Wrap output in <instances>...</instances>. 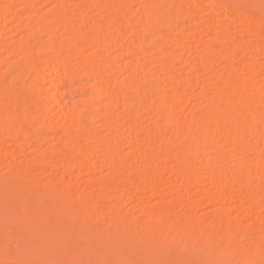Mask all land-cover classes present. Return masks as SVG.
<instances>
[{"label": "rangeland", "instance_id": "obj_1", "mask_svg": "<svg viewBox=\"0 0 264 264\" xmlns=\"http://www.w3.org/2000/svg\"><path fill=\"white\" fill-rule=\"evenodd\" d=\"M242 2H258L251 7L249 23L261 27L260 36L244 33L242 14L231 13L222 3L212 7L199 0H40L34 4L13 0L10 6L8 0H0V88L4 92L0 126L5 124L2 116L10 113L13 133L30 129L24 131V141L0 133V225H7L0 238L11 237L19 224L12 252H34L38 226L54 224L22 217L41 195L43 203L69 206L68 212L53 216V222L60 224L55 227L68 220L69 212L78 219L71 227L63 226L66 231L57 228L43 239L52 250L42 249L37 262L44 257L46 264H130L128 259L132 264H208V260L264 264V125L258 124L264 120V105H244L259 98L264 87V55L257 46L264 42V14L258 19V9L253 8L264 13V0ZM52 12L60 23L70 21L68 36L62 26L56 30L57 37L49 35L47 19ZM134 13L141 17L140 23L131 18ZM163 13L167 14V20L161 16L163 21L178 26L164 22L157 28L155 24L150 34L155 37L149 42L151 31L145 35V25ZM101 19L102 27L97 28L95 23ZM39 20L45 23L41 30ZM116 31L119 36L105 44L103 38ZM87 35L94 36L97 44L81 46ZM221 35L228 39L224 44L219 43ZM51 43L66 54L67 66L77 71V78L62 89L65 94L61 89L57 93V106L44 108L43 101L50 104L53 83L43 77L40 88L33 89L35 70H27L23 62L30 57L32 64L48 61L54 50L45 45ZM209 46L211 54L205 51ZM163 55L166 69L153 61ZM207 55L212 70L206 67ZM91 57L94 72L83 76L81 64ZM224 77L229 80V94L224 92ZM93 84L111 96L103 105L104 125L92 123V117L104 111L90 106ZM223 93L228 101L220 99ZM74 108L84 110L81 125L70 114ZM135 108L140 114L133 118L130 113ZM60 109L67 113L65 121ZM214 109L217 115L212 117L209 113ZM168 118L171 125L166 124ZM51 123L58 125L55 133ZM90 131L98 135L97 143L87 141ZM237 140L248 146L239 160L234 158ZM54 147L58 149L50 154ZM222 156L226 158L220 160ZM125 158V168L116 165ZM252 160L259 167L252 172L251 188L236 183L232 169L222 175L225 166L248 165ZM109 181L115 182L112 194L106 186ZM18 183L24 196L14 197ZM220 191L227 193L224 201L216 199ZM254 195L261 202L253 200ZM158 240L164 246L147 249L143 255L132 246ZM78 241L81 245L73 257L72 252L70 256L61 252ZM2 259L0 264H18Z\"/></svg>", "mask_w": 264, "mask_h": 264}, {"label": "bare ground", "instance_id": "obj_2", "mask_svg": "<svg viewBox=\"0 0 264 264\" xmlns=\"http://www.w3.org/2000/svg\"><path fill=\"white\" fill-rule=\"evenodd\" d=\"M31 1V4H34V2H40V0H30ZM58 1H61V0H58ZM199 1H205V4L206 5H210V6H212V7H217L218 5L217 4H220V3H222L224 6V8L226 9V10H228V11H230L231 13H233V14H236V13H241L242 14V20L244 21L245 20V23H244V25H243V29H244V33H247V35L249 34H252V35H255V36H260L261 35V27H259L258 25H256V24H250L249 23V21H250V18H252V17H250V10L252 9L251 7L252 6H256V5H254L255 3H258V2H252V3H250L251 5H247V4H245V2H242V0H199ZM8 2H9V5L11 6L12 5V3H13V0H8ZM33 6V5H32ZM35 6V5H34ZM164 7V6H163ZM254 9H258L257 11H258V13H259V15L260 16H258V19H260V17H261V15H263L264 13H263V11L260 9V8H255V7H253ZM33 9H35V7H32V10ZM80 10H82L83 11V9L82 8H79ZM163 10V12L164 13H167V11H165L164 10V8H162ZM165 9L166 10H168L167 9V7H165ZM82 11H80L81 13H82ZM163 13V14H164ZM135 14V13H134ZM161 14V15H159V16H157V18L155 17V18H153L152 19V24H147L146 23V27H145V35L147 34V33H149L150 31L152 32H150L149 33V36H150V41L149 42H151L152 40H153V38L155 37V36H152L153 35V31L152 30H154L153 28H156L155 26L157 25V28H158V25L159 26H162L163 24H164V22H167V23H169L170 24V22L169 21H163L162 19V17H164V20H167V19H165V16L167 17V14ZM257 13H255V15H256ZM252 15H253V13H252ZM162 16V17H161ZM232 17H235V16H232ZM134 21H135V23L136 22H139L140 23V21H141V17L137 14H135V16H132L131 17ZM262 18V17H261ZM264 18V17H263ZM169 20V19H168ZM104 21V20H103ZM106 21V20H105ZM112 21V20H111ZM163 21V23L161 24V22ZM171 21V20H170ZM47 22H49V26H48V28L46 27V30L49 32V35L51 36V37H57L56 35H58L56 32V30H57V28L60 26V28H61V26H62V32H63V34L64 35H66V36H68V34H69V32H68V24H69V22L67 23V22H64V23H60L61 22V19H59V17H58V15H57V13L56 12H52V14L49 16V18L47 19ZM101 22H102V19H101V21H100V24H98V23H95V24H97L96 25V27L98 28V27H102V26H100L101 25ZM247 22V23H246ZM112 23V22H111ZM145 23V22H144ZM143 23V24H144ZM173 23V22H172ZM171 23V24H172ZM103 24V23H102ZM156 24V25H155ZM171 24H170V26H171ZM168 25V24H167ZM173 26L174 25H176V23H174V24H172ZM37 26H38V28H40V30L41 29H43V28H45V23L41 20H39L38 21V23H37ZM95 26V25H94ZM164 26V25H163ZM169 26V25H168ZM176 26H178V25H176ZM95 27V28H96ZM37 28V29H38ZM171 28V27H170ZM59 29V28H58ZM119 34H120V31H116L115 32V34H107L104 38H103V41H104V43L105 44H108V43H110L115 37H117V36H119ZM150 34H152V35H150ZM152 36V37H151ZM226 38L227 37H225L224 35H221V36H219V43H223L224 44V42L226 41L227 42V40H226ZM82 40H84L83 42H81V46H83V45H86V44H89V45H95V44H97V41H96V39L94 38V36H92V35H87L85 38H83ZM147 40V39H146ZM262 43V42H261ZM261 43H258V45H257V43H256V45L258 46V50H259V52H261V53H263V55H264V42L261 44ZM243 45V44H242ZM240 46L239 45V47H241V48H243V46ZM255 44H254V48L255 49H257V46H256ZM21 47H22V45H21ZM27 48H28V46H26ZM45 48L46 49H48V50H54L53 52H54V54L52 53V57L48 60V61H45L43 64H39V65H37L36 63L35 64H32V62H31V57L29 58V56L27 55V52L28 51H25L24 50V54L26 55L25 56V59H27V58H29V60L27 59L25 62H23V67L24 68H27V70H29L30 71V69H32V70H35L34 72H35V81H34V83H33V89H38V88H40V83H41V78H45L48 82L50 81V82H52L53 84V94H52V97L50 98V100H49V103L50 104H48V102L45 100V101H43V107L44 108H47V107H52V106H57V102L60 100V99H58L57 97L60 95H58L57 93L60 91V89L62 90L65 86H67V85H72V84H75L74 82H75V80H76V78H77V71L75 70V69H72V68H70V67H68L67 66V56H66V54H64V53H61L60 51H58L57 49H56V46H55V44H49V45H45ZM241 48H239V49H241ZM230 50V49H229ZM257 50V51H258ZM137 51H138V53H142L143 52V49H142V47H139V49H137ZM205 51H207V53L209 52L210 54H211V47L209 46V47H207V50L205 49ZM232 51V50H231ZM233 52V53H232ZM232 52H230L229 51V53L230 54H234V51H232ZM137 53V52H136ZM206 53V54H207ZM208 53V54H209ZM229 53H228V55H229ZM29 54V53H28ZM165 54V53H164ZM29 55H31V54H29ZM166 55H167V53H166ZM165 55V56H166ZM230 56H232V55H230ZM208 55L206 56V60H205V64H206V67H208V69H210V70H212V65H213V61H212V63H211V58L210 57H208ZM211 57H212V55H211ZM92 60H93V57H91L90 59H88V60H86V61H83V63L81 64V65H83L84 66V71H83V76L85 75V76H89L90 74H92L94 71L92 70L93 68V66H91V68H90V64L92 63ZM213 60V59H212ZM154 63H155V65H156V67H160L161 69H166L165 67L167 66V57H165L164 58V55L163 56H156L155 58H154ZM93 65V64H92ZM83 66H82V68H83ZM22 68V67H21ZM30 68V69H29ZM23 70V69H22ZM24 70H26V69H24ZM26 70V71H27ZM92 72H91V71ZM28 71V72H29ZM91 72V73H90ZM19 74V76H21L20 74L21 73H23V72H18ZM25 74H27V73H25ZM24 75V74H23ZM17 77V76H16ZM1 78V77H0ZM13 79V78H12ZM222 80H223V83L225 84L224 85V87H225V91L224 92H226L227 94H229V91H228V83H229V80L227 79V77H224V78H222ZM120 85H123V83H121ZM157 85V78H154V86H156ZM23 86H24V84H23ZM126 86V85H125ZM128 86V85H127ZM264 88V87H263ZM262 88V90L260 91V96H259V98L258 97H256L257 99H255L254 101H246L245 102V106L246 107H248V106H251V105H254V104H260V105H264L263 104V99H264V89ZM90 89H91V92H93V95H94V98H93V102L91 103V107H93V108H95V109H97L98 108V110L99 109H102V108H104L103 107V105H104V103H106L107 102V100L109 99V98H111V96H110V94L109 93H106L104 90H103V88L99 85V84H93L92 86L90 85ZM0 91L2 92V95H1V92H0V96H3L4 94V92L2 91V89L0 88ZM62 92H63V94H65L66 93V91L65 90H62ZM28 94V93H27ZM24 95V96H28V95ZM29 97V96H28ZM92 99V98H91ZM221 100H226V101H228V98L226 99V95H225V93H223L222 95H221V98H220ZM135 102H137L138 103V100H135ZM78 103V102H77ZM131 103H132V101H131ZM107 104V103H106ZM136 104V103H135ZM42 107V108H43ZM43 108V109H44ZM83 108H84V106H83ZM87 108V107H86ZM92 108V109H93ZM75 109V110H74ZM74 109H72L71 111H70V114H72V118L77 122V124H82L80 121H79V118H80V116H81V111H83L84 112V110H77L76 108H74ZM90 109V108H89ZM77 110V111H76ZM104 110V111H103ZM103 110H101V111H103V112H101V114L100 113H98L96 116L98 117V118H96V117H92V116H95V115H92L91 117L93 118V121H92V123H98L99 122V124L101 123V124H103L104 125V123H105V121L107 120L106 119V116H105V114H104V112L106 111L105 110V108L103 109ZM100 111V110H99ZM90 112V111H89ZM88 112V113H89ZM132 113H130L131 114V116L133 117V118H136V117H138L139 116V114H140V111L139 110H136V108L133 110V111H131ZM38 113V112H37ZM106 113V112H105ZM92 114V113H91ZM212 117H215L216 115H217V113H216V111H215V109L214 110H212L210 113H209ZM59 115H60V117H62L63 116V118H64V121L66 120V115H67V113H65L64 112V110L63 109H60L59 110ZM90 115V114H89ZM86 116H87V114H86ZM3 120L5 121V124L3 125V126H0V133L1 134H4V135H7V136H9V137H14L13 139H15V140H20V141H24V137H23V134H25V132H27V131H29L30 132V129H27V131H25V130H22V133L20 132V134H18L17 132L16 133H13L12 132V125H13V116L12 115H10V113L8 114V113H6V114H4L3 116ZM90 117V118H91ZM90 120H92V119H90ZM95 120H96V122H95ZM75 122V123H76ZM79 122V123H78ZM171 120L168 118L167 119V122H166V124L168 125H171ZM64 123V122H63ZM90 123H91V121H90ZM52 125H51V127L53 128L51 131L53 132V133H55V131H56V128H57V124H53V123H51ZM86 125L88 124L87 123V121H86V123H85ZM258 124H260V125H264V120L263 119H259L258 120ZM194 125H195V123H194ZM77 126H79V125H77ZM85 126V125H84ZM89 127H91V126H89ZM86 128V127H85ZM137 128V127H136ZM165 128H167V127H165ZM26 129V128H25ZM54 130V131H53ZM88 129H86V131H87ZM25 131V132H24ZM192 132V129L190 130V133ZM52 133V134H53ZM88 133V132H87ZM92 133H94V132H92ZM91 133V131H90V133H88V135H86V132H85V135L87 136L86 137V139H87V141H91V142H95V143H97L98 141H99V138H98V135H96V133L95 134H92ZM56 134H57V132H56ZM53 137H56V135L55 134H53L52 135ZM85 138V137H84ZM192 138V137H191ZM191 138H189V139H191ZM58 139V138H57ZM17 140V141H18ZM40 140H43V139H41L40 138ZM246 147L248 148V146H247V143L246 142H244V141H242V140H237L236 142H235V148L237 149V151H238V153H237V155L236 156H234V158L236 157V159L237 160H239V156L240 155H242L243 153H244V151H246L245 149H246ZM55 148V149H54ZM53 149H52V151L53 152H51L50 154H52V153H55L56 152V150L58 149V147L56 148V147H54ZM61 148V147H60ZM62 150V149H61ZM51 151V150H50ZM59 152V151H58ZM82 153H84V151H82ZM57 154V153H56ZM46 156H48L47 157V159L49 158V156L52 158L53 156H51V155H46ZM55 157V156H54ZM43 158V157H42ZM51 158H49L50 160H51ZM224 158H226V157H224V156H222V157H220V160H222V159H224ZM43 159H45V158H43ZM43 159H40L41 161L43 160ZM53 160H51V163H53L52 162ZM127 161H128V159H126L125 158V160L123 159L122 161H120L118 164H116L117 166H121V167H123V168H125V166L127 165ZM259 162H257V161H255V160H252L251 161V163H249L248 165H238V166H236V167H224V169H223V171H222V175L225 177L228 173H230V171H231V169L233 170V171H235V176H234V179H235V182L236 183H243V184H245V185H247L248 187H252V172L253 171H255L258 167H259ZM64 168L66 167L67 168V166H63ZM149 168H151V167H149ZM152 169V168H151ZM152 171V170H151ZM148 172V171H147ZM150 172V171H149ZM182 177H184L183 176V174H182ZM138 186H139V184H137ZM136 185V186H137ZM106 186L108 187L107 189H108V192L110 193V194H112V192L114 191V189H115V182L114 181H109V182H107L106 183ZM137 186V187H138ZM140 186H142V185H140ZM140 186L138 187V188H140ZM22 188H24L23 187V185L21 184V183H18L17 185H16V188H15V190H14V192H13V194H12V196H14V197H18V196H24V195H22ZM137 188V189H138ZM255 190H256V188H252V191H254L255 192ZM12 191V190H11ZM107 192V193H108ZM25 193V192H24ZM109 193H108V195H109ZM26 195L28 194V193H25ZM30 196L31 195H29V198H30ZM32 196H33V194H32ZM31 196V197H32ZM37 197H38V195H36ZM40 197H41V195L38 197V198H35L33 201H31L32 202V206H31V208L26 212V213H22V212H24V210H21V213H22V217H28V218H31V217H34V218H36V219H41V220H47L48 222H51V223H54V224H50V223H41V225H39L38 226V229H37V231H38V234H39V240L37 241V244H35V249H34V252L33 251H27V252H25L24 250H23V252H16L15 253V250L12 252V248H11V243H12V238L15 236V235H17L16 234V230H18V226H19V224H16V225H18L17 226V228H13L12 229V227H11V229L13 230V232L12 233H10V234H12V236L11 237H1L0 238V258L2 259H6V260H14V261H16V262H18V264H46V260H45V258L43 257V258H40L41 260H40V262H37L36 261V257H39V255H40V252H41V250L42 249H44V248H49V252H51V248L50 247H46V246H50V243L49 242H44L43 241V239H45V237H47V235H52V234H54V232H56V229L60 226V224L58 223V222H53V216H56V214H58V213H63L64 214V212L66 213V212H68V208H69V206L67 205V204H65V205H63V206H58V205H56L55 203H52V202H48V203H43L42 202V200H40ZM227 198V193L225 192V191H220L219 193H217V196H216V199L217 200H219V201H224L225 199ZM252 198H253V200H255L257 203L258 202H261L260 200V198H258V197H256L255 195L254 196H252ZM21 199H23V198H21ZM50 200L52 199V198H49ZM48 199V200H49ZM55 200V199H54ZM30 201V200H29ZM14 202V201H13ZM4 203V202H3ZM26 204H27V202H26ZM5 205V204H4ZM31 205V204H30ZM29 205V206H30ZM58 206V207H57ZM6 207V206H5ZM12 211V210H11ZM3 212V211H2ZM10 213V212H9ZM11 214V213H10ZM68 220H66V222L65 221H63V223L62 224H64V225H62L61 224V227L60 228H58V229H64L65 231H66V229L65 228H63V226L65 227V226H67V228L68 227H71V224L73 223V222H76L77 221V216H76V214L74 213V212H69L68 214ZM21 216V215H20ZM5 218V217H4ZM17 219V218H16ZM20 219H22L23 220V218H20ZM51 219V221H49ZM18 220V219H17ZM16 220V221H17ZM24 221V220H23ZM15 222V221H14ZM20 221H18V223H19ZM65 222V223H64ZM21 223H23V222H21ZM21 223H20V225H21ZM55 224H57V226L58 227H55L56 225ZM16 225H15V227H16ZM5 226L7 227V225H0V232H4V230H6L5 229ZM234 226H236V225H234ZM235 229H236V231L237 232H240V230L239 229H237L236 227H235ZM10 230V229H9ZM68 230V229H67ZM19 231V230H18ZM31 231V230H30ZM58 231V230H57ZM2 234V233H1ZM18 236V235H17ZM16 237V236H15ZM16 239V238H15ZM28 241H25V244L26 245H28V243H27ZM79 242L80 241H78V242H72V243H70L69 245H65L63 248H62V251L61 252H63V254H64V252L68 255V256H70L71 255V257H73L74 256V251L75 252H77V250L79 249V247H80V245H81V243L79 244ZM217 243H220V241H217ZM164 242H162V241H155L154 243H143V242H137V243H133L132 244V246H133V248L135 249V247L137 248V249H139V252L143 255V253H146V252H148L147 251V249H156V248H160V247H163L164 246ZM30 245V244H29ZM176 245H180V243H176ZM218 245H220V244H218ZM14 246V245H13ZM25 246V245H24ZM174 247V246H173ZM169 249V248H168ZM72 250V251H71ZM21 251V250H20ZM72 252V253H71ZM71 253V254H70ZM54 253H46V256H52ZM65 254V255H66ZM70 254V255H69ZM72 254H73V256H72ZM203 254H205V253H203ZM56 255H54L53 256V259H54V257H55ZM173 257V256H172ZM165 258H167V257H164V261H168V259H165ZM206 258V257H205ZM0 259V260H1ZM2 259V260H3ZM175 260H178V259H175ZM191 260V259H190ZM206 260V259H205ZM131 261H133L132 259H128V262L130 263V264H132V262ZM163 261V262H164ZM172 262V261H171ZM213 262L214 263H216L215 262V260H213ZM167 263V262H166ZM200 263V262H199ZM198 263V264H199ZM204 263H206V262H204ZM208 264H211V262L208 260V262H207ZM174 264V263H173Z\"/></svg>", "mask_w": 264, "mask_h": 264}]
</instances>
